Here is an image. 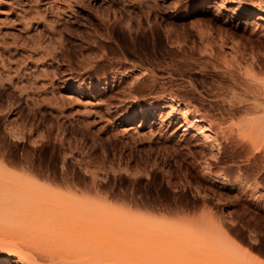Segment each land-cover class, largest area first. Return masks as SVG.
I'll return each instance as SVG.
<instances>
[{
    "label": "rangeland",
    "instance_id": "1",
    "mask_svg": "<svg viewBox=\"0 0 264 264\" xmlns=\"http://www.w3.org/2000/svg\"><path fill=\"white\" fill-rule=\"evenodd\" d=\"M210 1L0 0V147L10 153L9 169L20 173L14 168L30 154L34 175L68 174L89 199L98 188L102 205L165 223L148 227L144 244L152 247L141 255L130 235L138 226L84 222L69 256L99 264L264 263V128L252 134L241 122L261 114H228L226 89L229 72L236 90L263 89L249 66L264 64V27L203 14ZM237 2L264 13V0L228 6ZM169 98L189 107L191 119L210 122L217 142L200 143L182 135L179 121L168 123ZM186 220L206 236L186 234L165 256L164 232ZM214 252L221 257L209 261Z\"/></svg>",
    "mask_w": 264,
    "mask_h": 264
},
{
    "label": "bare ground",
    "instance_id": "2",
    "mask_svg": "<svg viewBox=\"0 0 264 264\" xmlns=\"http://www.w3.org/2000/svg\"><path fill=\"white\" fill-rule=\"evenodd\" d=\"M231 2L228 0H212L204 4L202 3L203 5H201L200 8L202 9L203 14L207 13L208 10H211L214 19L221 18L223 21L234 20L237 24H242L243 26L245 24L250 25L251 23L255 26V30L263 29L264 13L254 12L246 5L238 2L235 3V7L231 8L228 6ZM237 9H240L241 13L237 12ZM225 39L226 38H223L221 40L222 44ZM239 64L240 63H237L238 67H240ZM249 70V72H255V70H258L259 75H255L252 81H261L263 83V89L256 88L255 86L247 87L246 85V87H243L244 89L236 90L238 87L237 79L233 72H229L228 78L231 83L226 89L231 92V97L227 102V105L229 106V109L227 110L228 114H234L237 112L246 115L261 114L259 115L260 117L242 119L243 121H241L242 124L249 129V133L254 134L257 129L264 128V80L262 81V79H260L262 72H264V64L260 62L251 63ZM81 86L83 87L82 84ZM98 87L99 85L96 84V89ZM9 105H11V103ZM163 105L169 109L167 115H164L167 116V122L173 123L174 121H179V126L183 130L182 135H188L191 133L192 137L197 139L200 143H207L208 141L214 143L216 141V133L213 131L211 123L205 121L203 117L191 119V109L189 107L179 104L173 98L168 102H163ZM12 106L13 105L10 107ZM155 114H157V112ZM145 116H147V111L143 109L141 117ZM12 127L14 129L11 127L8 129L9 135L11 134L10 136H13L14 138L16 136L18 137L19 135L17 134H20L21 132L17 133L18 129H16V131V127ZM250 139L252 140V137H250ZM0 142H2V140ZM213 145L214 144L210 143L209 147L214 149ZM4 151L0 147V264L3 262H12V259L10 260V258L14 259L12 262L14 264H99V261L97 262L91 258L88 259L89 257H83V260L81 257L76 258L74 255L73 257L68 255L70 251V254L74 251L77 245L76 241L72 239V234L75 231H79L84 222H88L89 224V222L97 219L113 218L114 220L119 221L125 220L129 224L138 226V229H135L134 231L132 230L133 232L130 231L133 241L141 243L134 244V249H139L137 251L142 253L141 255L151 251V248L149 247H152V245L150 246L152 243L148 245V248L144 244L145 238L150 236V233H147L146 231L148 227H155V225L160 227L163 226L165 224H162L163 221H158L148 215H141L142 213H130L126 207L119 206L111 208L102 205L98 202V199H96L98 195L96 190L98 188L96 190L94 188V191H89L95 193V195L97 194L96 196L94 195V198L97 201L94 200V198L92 201L85 196L87 194L83 193L78 186L73 184V181L71 180L73 177L70 178L71 176L68 174L62 178L59 176L61 178L59 181L52 179V177L49 178L42 176V178H40L41 176L34 175L32 172L35 171H33L32 160L29 158L30 154L29 157H26L27 154H25V159H22L25 163L22 162L23 164L21 165L18 164L20 161L15 163L20 166L19 169L17 167L18 165L16 166L14 164V166L17 167L14 169L20 170V173L13 172L9 169V167L12 168L13 165V161H11L12 158L7 156L10 153L8 152V154L5 155L6 152L4 153ZM206 170L209 174V169ZM210 174L212 176L213 173ZM48 179L56 181L57 185H52L50 183L52 180L48 182ZM192 222H185L186 225H184L185 227L182 229H170L168 232H164V234L168 236L161 245L164 247V251H166V254L164 253L165 256H169L167 252L171 253L173 249L177 247L179 239L186 234L194 238L206 236V231H208V229H205V227L203 228V226L193 225L194 223ZM158 232L162 233L163 231L158 230ZM152 233L161 234L155 231ZM209 245H213V243H210ZM49 248H59L61 253H55L56 251L52 249V253H49L46 251ZM157 249L159 250L158 246L155 247V251ZM208 250L214 251L209 246ZM206 257L211 261L216 257H221V253L214 252L212 255L207 254ZM257 263L264 264L263 262ZM170 264H176V262H171Z\"/></svg>",
    "mask_w": 264,
    "mask_h": 264
}]
</instances>
